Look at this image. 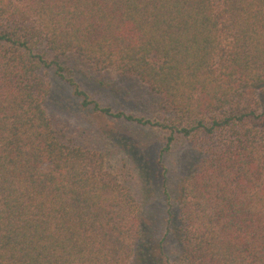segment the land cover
Returning <instances> with one entry per match:
<instances>
[{"label": "trees", "instance_id": "1", "mask_svg": "<svg viewBox=\"0 0 264 264\" xmlns=\"http://www.w3.org/2000/svg\"><path fill=\"white\" fill-rule=\"evenodd\" d=\"M87 71L138 79L155 120L90 100ZM51 75L190 143L157 242L106 167L117 135L47 114ZM0 264H264V0H0Z\"/></svg>", "mask_w": 264, "mask_h": 264}, {"label": "rangeland", "instance_id": "2", "mask_svg": "<svg viewBox=\"0 0 264 264\" xmlns=\"http://www.w3.org/2000/svg\"><path fill=\"white\" fill-rule=\"evenodd\" d=\"M51 95L45 109L54 119L68 121L73 125H90L93 122L109 134H116L113 144H109L106 167L118 172L134 195L145 208L144 223L148 237L157 242L166 233L167 199L163 189L162 167L166 169L168 193L173 202L180 193L179 179L184 175L193 150L186 139L176 137L170 149L165 150L167 134L148 125H139L124 119H114L79 107L80 99L73 89L55 77L50 76ZM81 90L101 107L113 113L149 118L154 121L149 110L155 100L148 88L136 78H122L114 72H83L77 78ZM136 167L140 168L137 173ZM165 251L176 261L179 252L173 241H167Z\"/></svg>", "mask_w": 264, "mask_h": 264}]
</instances>
